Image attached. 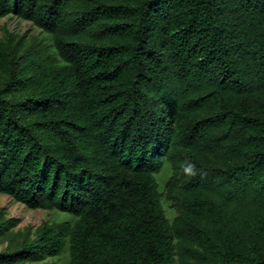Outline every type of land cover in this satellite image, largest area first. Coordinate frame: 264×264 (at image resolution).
<instances>
[{
    "label": "trees",
    "instance_id": "trees-1",
    "mask_svg": "<svg viewBox=\"0 0 264 264\" xmlns=\"http://www.w3.org/2000/svg\"><path fill=\"white\" fill-rule=\"evenodd\" d=\"M107 1L91 15L120 20L96 30L74 0H0L53 39L0 47V194L78 219L0 264L67 242L70 264H264V0Z\"/></svg>",
    "mask_w": 264,
    "mask_h": 264
},
{
    "label": "rangeland",
    "instance_id": "rangeland-1",
    "mask_svg": "<svg viewBox=\"0 0 264 264\" xmlns=\"http://www.w3.org/2000/svg\"><path fill=\"white\" fill-rule=\"evenodd\" d=\"M99 4L98 0H74L70 12L72 16H88L86 18L89 21L93 20L96 30L112 28L120 19L109 17V10L91 15ZM130 4L132 3L130 2ZM122 5H124L122 0L107 1L109 8ZM41 45H53L52 36L35 27L32 22L21 20L12 13L0 19V47L8 52L10 60L15 53L21 54L30 48ZM9 73L8 64L0 66V88L8 81ZM186 163L185 161L181 171L186 170ZM173 174L172 164L166 158H161L156 179L159 192L163 195L161 203L170 223L178 215L177 204L174 200L166 197L167 185ZM77 220L75 216L58 210L29 209L24 204L15 202L11 197L0 194V254L15 252L28 235L33 239L36 229L44 223L60 224L69 222L74 225ZM70 260V250L67 242L58 256L27 264H70Z\"/></svg>",
    "mask_w": 264,
    "mask_h": 264
}]
</instances>
